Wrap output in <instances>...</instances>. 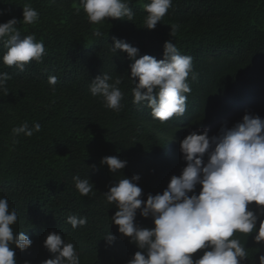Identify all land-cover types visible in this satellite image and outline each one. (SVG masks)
Masks as SVG:
<instances>
[{"label":"trees","instance_id":"obj_1","mask_svg":"<svg viewBox=\"0 0 264 264\" xmlns=\"http://www.w3.org/2000/svg\"><path fill=\"white\" fill-rule=\"evenodd\" d=\"M25 3L39 13L35 24L23 22ZM148 3L130 0L131 22L108 18L94 25L83 11L75 14L73 0H0V23L16 18L21 35L34 34L47 50L42 62L31 61L23 72L0 61V72L11 76L8 94L0 91V198L6 197L10 210L17 211L13 231L24 232L32 241L24 251L14 249L16 264H42L52 258L43 246L52 232L75 245L81 264H128L140 250L112 223L117 209L104 194L113 182L139 175L137 186L146 200L149 194L162 193L170 178L186 167L170 163L156 150L154 142L163 144L164 138L151 139L141 132L161 122L148 107L133 103L129 76L134 61L120 50L112 52L113 37L136 47L140 56L163 59V45L171 41L182 55L193 58L195 78L189 74L191 92L186 94L187 103L195 105L191 128L204 127L206 112L216 105L223 114L238 106L229 128L245 114L264 119V0H172L152 30L144 28ZM172 26H178L175 32ZM96 28L103 36L93 35ZM5 52L0 41V56ZM103 73L122 80L119 112L106 108L89 91L91 80ZM49 76L57 77L54 90ZM23 122L29 127L39 123L41 130L31 137L14 136L12 129ZM175 131L161 125L164 136L172 137ZM178 155H183L180 147ZM106 156H117L126 166L111 173L100 163ZM73 176L88 178L95 194L80 195ZM199 191L197 185L189 195ZM250 208L255 212L257 206L253 202ZM72 214L87 217V224L73 229L66 223ZM261 220L264 215L257 228ZM135 223L153 226L152 218L142 217L139 210ZM107 232L115 236L111 244L103 238ZM255 234H235L249 253L241 264H259L258 251L264 255V243L255 242ZM202 253L192 256L198 259Z\"/></svg>","mask_w":264,"mask_h":264},{"label":"clouds","instance_id":"obj_2","mask_svg":"<svg viewBox=\"0 0 264 264\" xmlns=\"http://www.w3.org/2000/svg\"><path fill=\"white\" fill-rule=\"evenodd\" d=\"M129 5L130 0H73L72 7L75 14L83 11L90 24L99 25L108 18L131 22L134 13ZM171 5L172 0H150L145 4L144 28L154 29ZM22 19L25 24H35L39 13L30 3H25ZM18 22L12 18L0 23V41L6 48L0 61L23 72L31 61L42 62L47 50L34 34L22 36L16 28ZM177 27L172 26L171 32ZM93 35L101 37L103 33L96 28ZM112 39V52L120 50L134 61L130 64L129 76L134 83L133 103L148 107L152 117L161 122L149 124L141 132L151 139H165L163 144L153 142L167 161L174 165L186 163L179 176L170 178L162 193L149 194L146 200L141 199L142 189L137 186L139 175L113 182L104 194L106 202L117 209L111 217L112 223L140 250L128 264H241L249 253L245 242L236 238V233L247 236L255 231L254 241L264 243V220L257 228L259 216L264 215V119L245 114L240 122L229 128L227 124L238 106L223 114L216 105L206 112L204 127L191 128L195 105L187 103L186 94L191 92L187 78L193 73V58L182 55L171 41L164 43L163 59L157 60L147 54L140 56L136 47L121 39ZM10 79L8 73L0 72V91L5 95ZM48 83L54 90L57 77L49 76ZM121 83L119 76L113 79L103 73L91 80L89 91L92 96L101 98L106 108L119 112L124 95L119 87ZM161 125L175 127V135H162ZM40 130L39 123L29 127L23 122L14 127L12 133L31 137ZM179 147L181 156L178 155ZM100 163L111 173L120 172L126 166V161L117 156L103 157ZM72 180L80 195L95 194L88 178L73 176ZM197 185H200L199 193L189 195ZM253 202L257 206L255 212L250 208ZM138 210L142 217L152 218L151 228L135 223ZM17 220L16 209L10 210L7 198H0V264H16L14 249L24 251L32 244L24 232L13 231L11 226ZM66 223L76 229L87 224V217L72 214ZM103 238L108 244L115 240L108 232ZM43 246L52 258L42 264H81L75 245L55 232L46 236ZM198 250L203 253L194 259L192 254ZM258 257L259 264H264V255L259 251Z\"/></svg>","mask_w":264,"mask_h":264}]
</instances>
